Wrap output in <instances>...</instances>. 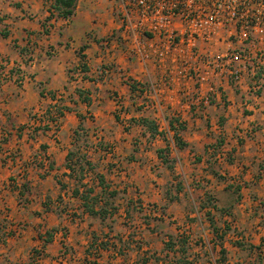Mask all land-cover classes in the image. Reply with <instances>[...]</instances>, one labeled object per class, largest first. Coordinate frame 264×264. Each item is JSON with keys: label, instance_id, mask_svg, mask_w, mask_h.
I'll return each instance as SVG.
<instances>
[{"label": "crops", "instance_id": "crops-1", "mask_svg": "<svg viewBox=\"0 0 264 264\" xmlns=\"http://www.w3.org/2000/svg\"><path fill=\"white\" fill-rule=\"evenodd\" d=\"M53 1L0 0V33L6 32L0 34V264H156L155 256H165L168 236L154 252L132 231L120 232L134 203L116 201L131 184L142 196L161 197L171 176L164 181L158 173H174L159 156L166 140L151 136L143 121L156 115L142 105L144 93L155 98L157 112L175 107L191 114L182 128L169 120L184 142L177 159L185 169L190 162L207 167L211 146L229 145L232 153L219 159L224 173L237 177L225 207L232 215L222 226L217 222L220 230L226 222L231 229L219 238L211 228L205 254L190 235L198 247L189 259L264 264V71L249 69L238 86L223 79V96L204 110L197 105L196 80L179 74L174 59L166 60L165 72L141 61L139 46L145 44L124 31L119 1L77 0L68 17L51 7ZM150 83L153 96L143 91ZM71 151L86 156L85 182L100 191V174L109 192L118 191L119 209L111 216L89 214L73 194L80 171L68 167ZM94 236L97 243L107 238L109 246L92 247Z\"/></svg>", "mask_w": 264, "mask_h": 264}, {"label": "built area", "instance_id": "built-area-1", "mask_svg": "<svg viewBox=\"0 0 264 264\" xmlns=\"http://www.w3.org/2000/svg\"><path fill=\"white\" fill-rule=\"evenodd\" d=\"M117 1L124 31L145 44L141 61L166 70V60L174 59L179 74L196 80L199 104L210 101L203 88L210 80L264 70V47L249 46L264 44V0ZM219 44L227 46L221 51Z\"/></svg>", "mask_w": 264, "mask_h": 264}, {"label": "rangeland", "instance_id": "rangeland-1", "mask_svg": "<svg viewBox=\"0 0 264 264\" xmlns=\"http://www.w3.org/2000/svg\"><path fill=\"white\" fill-rule=\"evenodd\" d=\"M219 45L221 46V51H223L227 46V44ZM234 45L236 47L240 46V44ZM250 67L251 65L249 64L248 69ZM243 75H246V72L243 73ZM219 79L221 81L218 82ZM225 79L229 81V83H234V85L237 84V86V82L240 80L235 77L230 78V80L228 78ZM222 82L223 79H221V77H217L210 80L208 82L209 84L205 83L203 86L204 93L210 95V101L206 104H197L203 107L204 110L211 108V106H213L215 102H217L218 96H223V93L225 92L223 91L225 90L223 89L224 82ZM211 84L214 88L212 91L209 89ZM145 86L146 88H143V91L147 89L146 91L148 92V94L151 93V95L153 96L155 91L154 86L152 87V83L145 84ZM156 90L158 89L156 88ZM141 95H143V93H141ZM190 98H188V102L191 103ZM140 100L141 102H143V106H148L147 108H145V110H152L156 114L152 117V120L160 127V130L166 132V139H164L166 140L165 144L167 145L162 148L168 149V152L170 153L168 164H171L175 168L173 169L174 173L172 174L168 173L165 175L163 172H159L158 174L163 175H157L162 176L164 178V181L167 177L171 176L169 182L165 185V187H162L163 189L160 188L162 191L161 197H152V195L150 194H147V196H142V192L138 189L139 187L135 188L131 183H129L131 184L130 187H132L130 188V190L126 189L125 194H122V196L119 194L117 196L116 201L121 200L122 202V199L124 198L123 203L126 204L127 200L130 198V201H133L134 203L130 204L133 206L131 210L126 211V218H128L129 220L127 221L126 219L125 221H123L124 223H121L120 232H128L129 230L132 231L131 234H134V236H137L140 240H144L146 248V242H148L149 244H151L150 247L148 244V248L154 249V252H158V249L164 247V240H166L169 234H171L172 232L177 233L182 230V233L184 232L186 235L193 236V239L196 240L195 244H199V247L198 245L196 246L199 248L201 253L205 254L207 252V242H205L204 240L210 236V229L212 228L210 226V222L206 220L207 217L205 216V210H211V215L214 216L216 221L218 220L217 222L220 224V226H222L223 217L226 215L222 216L220 209H210V206H208V208L201 209V201L206 197V193H208L209 195H213L218 208H225L227 206V200H230L229 203L232 201L233 198L230 191L233 188L232 186H236L233 182H235V179H237V177L224 173L225 169L222 167V164L219 161V159L222 161H227L228 157L232 155V153H230L231 151L226 149L230 148V146L225 145L224 149L220 150H218L217 147L213 149V147L211 146L209 148V152L205 154L207 159L206 163L208 164L207 167L193 165V163L190 162V168L185 169L182 165V161L177 159L178 153L180 152L179 145L177 144L175 138V132L169 129V120H179L178 126L179 128H182L186 118H188L191 114L185 113L183 110L180 111L175 107L159 109L165 110L166 112H157L158 110L155 98L147 97L145 93L143 97H140ZM223 101L224 99L222 100V102ZM143 106L141 107L143 108ZM153 106L156 107V109ZM205 123H209V125L211 126L212 118L209 117L208 119H206ZM106 135L108 136L109 134L106 132ZM179 136L181 138V135ZM111 151L113 150L110 149L107 154H111ZM227 151L229 152V154H227ZM109 168H111V163L109 165ZM214 169L217 170L216 172H218L219 174L213 177L212 173H214ZM228 184L229 186H227ZM164 193L167 194V197H165ZM115 206L119 207L117 204H115ZM130 211H133L132 215H130ZM136 215H140V217L138 218ZM148 217H151V219H149L151 225H146V222H148ZM230 220V222H232V219ZM151 228H153L155 232L154 230H151ZM241 228L243 227L241 226ZM237 229L238 227L234 229V231H237ZM238 232L240 231L238 230ZM244 239H246V237H244ZM190 246L192 250L193 248H197L193 245ZM113 264L120 263L114 262Z\"/></svg>", "mask_w": 264, "mask_h": 264}, {"label": "trees", "instance_id": "trees-1", "mask_svg": "<svg viewBox=\"0 0 264 264\" xmlns=\"http://www.w3.org/2000/svg\"><path fill=\"white\" fill-rule=\"evenodd\" d=\"M77 0H54L51 4V7L58 11V13L61 16L68 17L73 14L74 7ZM5 35L6 32L0 33ZM43 93V92H42ZM88 99V98H87ZM60 115H62V111L60 112ZM145 124L150 127L151 129V136H154L155 133L162 135L166 139V132H163L162 130H159L157 125L154 123V121L149 120L148 118L143 119ZM177 124L179 123V120H176ZM170 126L173 130H175V138L177 141V144L182 147L184 146V142L179 136V129L175 126L174 121H170ZM159 156L162 158V160L165 163H169V155L168 149H160ZM86 159L85 154H78L73 151L69 153V162L68 167H70L71 171H80L79 174L76 176L77 179V186L73 189V194L83 200V207L84 210L89 212L91 215H97L100 216L102 219L107 218L109 215L111 216L116 211H118V207L115 206V197L118 194V191L111 190L110 192L107 190L109 186L105 182L104 176L97 174V178L99 179V184L101 185V190L97 192V190L94 187L93 183L85 182L86 173L85 172V164H83V161ZM89 168L94 169L91 165V163H87ZM171 169L173 166L171 164H168ZM107 194V195H106ZM205 198L201 201V209L208 208L210 206V209L219 210L223 215H232V212L229 210V208H218V206L215 203L213 195H209L208 193L205 194ZM105 198L106 201H105ZM104 201V205H99L100 201ZM99 206V207H97ZM205 216L207 217L206 220L210 222V226L212 227L213 233L216 237L222 238L228 231L231 229L229 223H225V226L222 229V227L219 226L214 216L211 214V210H205ZM220 231H222V234H220ZM191 236L186 235L184 232L179 235H168V240L165 242V256H155L156 264H194V261L190 260V256L192 253L190 252L191 244H190ZM218 239V238H217ZM96 236H94L93 244L96 245L98 249L100 248H106L109 246V242L107 238H104L103 240H100L98 243L96 242ZM221 252L224 254L225 249L222 248ZM148 258H144V262H147Z\"/></svg>", "mask_w": 264, "mask_h": 264}]
</instances>
